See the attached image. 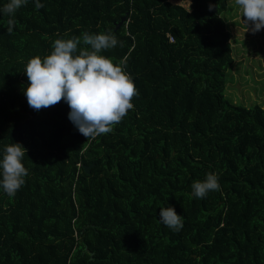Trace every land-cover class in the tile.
Segmentation results:
<instances>
[{"label": "trees", "instance_id": "1", "mask_svg": "<svg viewBox=\"0 0 264 264\" xmlns=\"http://www.w3.org/2000/svg\"><path fill=\"white\" fill-rule=\"evenodd\" d=\"M39 2L0 11V159L21 144L28 171L13 197L0 188V264H264V106L226 96L233 47L194 38L175 0ZM83 33L116 36L100 54L124 61L138 91L113 131L89 141L66 102L36 111L24 95L29 59ZM208 173L220 189L195 198ZM166 207L179 231L159 222Z\"/></svg>", "mask_w": 264, "mask_h": 264}, {"label": "clouds", "instance_id": "2", "mask_svg": "<svg viewBox=\"0 0 264 264\" xmlns=\"http://www.w3.org/2000/svg\"><path fill=\"white\" fill-rule=\"evenodd\" d=\"M27 2L9 0L0 11L12 16ZM234 4L247 29L253 34L264 29V0H234ZM35 7L38 10L43 5L36 0ZM7 23L11 33L15 20L9 19ZM81 43L86 47L78 49ZM118 43L111 33H83L81 37L55 40L49 55L33 57L25 66L28 86L24 95L28 106L40 111L63 100L70 108L69 120L87 141L111 133L134 108L132 100L138 95L134 82L123 70L124 61L114 64L100 54ZM25 154L26 149L18 143L4 148L0 159V188L9 197L16 194L28 175L22 163ZM191 188L195 198L203 199L208 192L220 189L218 176L208 173L204 181H195ZM159 216V222L169 229H182V217L174 208H161Z\"/></svg>", "mask_w": 264, "mask_h": 264}, {"label": "rangeland", "instance_id": "3", "mask_svg": "<svg viewBox=\"0 0 264 264\" xmlns=\"http://www.w3.org/2000/svg\"><path fill=\"white\" fill-rule=\"evenodd\" d=\"M209 1L205 5L204 0L194 4L175 0V3L183 4L194 17L193 26L197 29L194 38L222 39L233 47L235 61L227 72L232 80L228 83L226 96L247 107L255 105V102L264 106V29L255 34L250 28L247 29L234 0ZM217 2H221V5ZM210 5L213 6L211 11ZM191 45L196 46L193 42Z\"/></svg>", "mask_w": 264, "mask_h": 264}, {"label": "water", "instance_id": "4", "mask_svg": "<svg viewBox=\"0 0 264 264\" xmlns=\"http://www.w3.org/2000/svg\"><path fill=\"white\" fill-rule=\"evenodd\" d=\"M125 21V18L122 19V21L117 25V28H119ZM86 171L87 173H90L91 171V167H86Z\"/></svg>", "mask_w": 264, "mask_h": 264}, {"label": "built area", "instance_id": "5", "mask_svg": "<svg viewBox=\"0 0 264 264\" xmlns=\"http://www.w3.org/2000/svg\"><path fill=\"white\" fill-rule=\"evenodd\" d=\"M170 42L174 43L175 39L173 38V36H170Z\"/></svg>", "mask_w": 264, "mask_h": 264}]
</instances>
